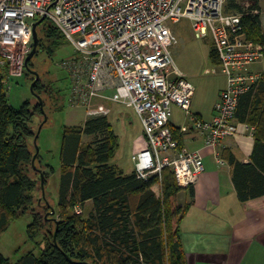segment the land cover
<instances>
[{
  "label": "trees",
  "instance_id": "trees-1",
  "mask_svg": "<svg viewBox=\"0 0 264 264\" xmlns=\"http://www.w3.org/2000/svg\"><path fill=\"white\" fill-rule=\"evenodd\" d=\"M229 1L227 13L246 12L236 0ZM257 7L258 0H253L251 9ZM243 25L248 37L264 44L259 15H245ZM38 32L36 56L43 51L53 56L52 46L65 36L49 19ZM211 59L220 62L214 46ZM33 67L32 59L23 72L32 81ZM8 74V66L0 63V239L12 220L32 211L28 234L36 249L14 262L0 251V264H186L181 222L191 203L179 204L183 188L170 169L164 170L162 180L146 179L113 164L119 136L106 115L89 118L83 126L65 127L59 203L51 213L52 206L42 198L39 169L45 174V186L53 170L45 168L40 153L33 162L34 117L43 110L38 99L34 105L27 100L20 107L10 102ZM55 83L41 76L34 87L45 109L48 102L55 108L64 105ZM236 116L256 126L254 163L231 157L239 196L247 201L264 195V80L241 97ZM173 131L181 142L178 130ZM84 137L90 138L87 144ZM157 182L162 186L160 196L153 190ZM89 201L93 203L89 216L75 212Z\"/></svg>",
  "mask_w": 264,
  "mask_h": 264
},
{
  "label": "built area",
  "instance_id": "built-area-1",
  "mask_svg": "<svg viewBox=\"0 0 264 264\" xmlns=\"http://www.w3.org/2000/svg\"><path fill=\"white\" fill-rule=\"evenodd\" d=\"M227 0H0V55L13 77L22 76L33 48V23L49 19L74 45L60 63L70 78L68 102L90 109L106 100L139 115L143 143L132 158L143 178L172 170L179 187L195 186L206 170L199 150L181 147L170 124L178 105L194 120L206 146L216 148L239 132L241 97L263 78L248 67L264 57V45L247 36L243 18L227 13ZM51 6V7H50ZM190 18L197 38L212 36L227 87L211 120L191 113L195 85L172 55L178 37L170 23ZM223 162V160H221Z\"/></svg>",
  "mask_w": 264,
  "mask_h": 264
},
{
  "label": "crops",
  "instance_id": "crops-1",
  "mask_svg": "<svg viewBox=\"0 0 264 264\" xmlns=\"http://www.w3.org/2000/svg\"><path fill=\"white\" fill-rule=\"evenodd\" d=\"M252 4L253 0H247L242 6L249 14L259 15L261 35L264 38V0H258L256 9H251ZM174 32L177 34L176 31ZM184 45H182L183 48ZM173 58L178 68L187 74L189 80L190 76H199L187 67L180 55L177 57L179 62L174 55ZM262 59L248 67V71L263 75V78L256 84L257 86L264 80V71L256 70L253 66ZM214 64L222 72L220 62ZM227 83L225 76L213 97L198 98L196 97L197 90H195L191 113L198 119L211 120L216 113V104L221 92L227 87ZM112 104L115 103L106 100L95 101L92 107L87 109V118L80 126H83L89 118L102 115L109 117ZM237 123L239 132L233 137L224 139L218 147L212 148L206 146L205 137L194 128L191 115L178 105L172 106L170 124L173 129L178 130L181 139V142L178 139L180 146L190 150H199L206 166L199 182L192 188L182 189L178 194L179 204L191 203L181 222L186 264H264V195L243 201L234 181V167L231 163V157L242 163H254L256 126L241 122L239 119ZM143 136L144 128L142 127V132L132 142L131 156L144 142ZM131 160V171L115 165L129 174L136 171L132 157ZM153 190L160 196L161 183H155ZM88 203H91L92 210V201Z\"/></svg>",
  "mask_w": 264,
  "mask_h": 264
},
{
  "label": "rangeland",
  "instance_id": "rangeland-1",
  "mask_svg": "<svg viewBox=\"0 0 264 264\" xmlns=\"http://www.w3.org/2000/svg\"><path fill=\"white\" fill-rule=\"evenodd\" d=\"M236 1L241 5L247 2V0ZM227 5H230L229 0H227ZM170 26L176 31L179 39L178 43L172 46L173 55L177 61L179 59L177 57L180 55L182 61L186 62L187 67L199 75L190 76V80L196 86V97H213L226 75L218 69V66L210 58V50L213 44L212 36L209 35L204 39L197 38L192 22L188 17H183L178 23H170ZM183 44H185L184 48ZM52 50L53 56H50L46 51L35 56L32 70L38 71L45 82H56L55 87L61 89L60 96L64 105L61 104L59 108H55L48 102L45 109L48 117L46 122H44L46 119L44 112L43 114L37 113L34 117L33 125L38 131L43 124L37 144L43 165L47 170H53L48 178L45 191H42V196L45 194L48 203L58 209L64 129L66 126L82 125L87 118V109L72 107L69 104L70 78L66 70L60 66L63 60L69 59L74 55L73 43L66 37H61L52 46ZM253 68L264 71V59L255 64ZM32 84L33 81L26 75L13 77L7 86L10 102L14 106L20 107L25 101L31 100L34 105L38 98L32 91ZM111 106L109 119L116 133L120 136V145L112 163L131 171L132 142L142 132V122L139 115L132 108H127L120 103H115ZM89 139V137H84V144H87ZM90 204L88 203L84 207L78 205L75 208V212L89 216L91 211ZM33 218L34 214L29 211L25 215L12 220L7 230L2 233L0 251L12 262L17 261L29 251L36 249V242L31 240L28 234V227L32 223Z\"/></svg>",
  "mask_w": 264,
  "mask_h": 264
},
{
  "label": "water",
  "instance_id": "water-1",
  "mask_svg": "<svg viewBox=\"0 0 264 264\" xmlns=\"http://www.w3.org/2000/svg\"><path fill=\"white\" fill-rule=\"evenodd\" d=\"M45 20H46V16H43L41 19H39V20H37V21H35L33 23V48H32L31 52L29 53V55L27 57V62H26V65L27 66H28L29 61L32 60L36 56V54H37L38 46H39V42H40L38 27ZM32 72L36 76L35 77V80L33 81V84H32V91L35 94V96L39 99L41 108H42V110H43V112L45 114V118H46L44 122H46V120H47L48 117H47V115L45 113L43 98H42L41 95H39L38 93H36V91L34 90V87H35L36 83L38 82V80L40 78V73L38 71H33V70H32ZM42 126H43V124H42ZM42 126H40V128L37 131V134L35 136V139H34L35 144H36V148H37L36 153H35V156H34V159H33V162L34 163H35L36 158H37V156L39 154V148H38L37 141H38L39 135L41 133ZM41 179H42V188H43V191H45V175L43 173H41ZM55 212H56V209H55V207L52 206L51 213L54 214Z\"/></svg>",
  "mask_w": 264,
  "mask_h": 264
},
{
  "label": "flooded vegetation",
  "instance_id": "flooded-vegetation-1",
  "mask_svg": "<svg viewBox=\"0 0 264 264\" xmlns=\"http://www.w3.org/2000/svg\"><path fill=\"white\" fill-rule=\"evenodd\" d=\"M40 78H41V75H40ZM40 78H39V80H40ZM38 80V81H39ZM39 100V99H38ZM40 103V102H39ZM39 172H40V175H41V173H43L44 174V172H43V170L42 169H39ZM45 175V174H44ZM42 191H43V188H42ZM44 193V192H43ZM42 198L46 201V203L49 205L50 203H48V200H47V198H46V196H45V194H44V196H42ZM57 228H58V225H57ZM55 237H56V234H55Z\"/></svg>",
  "mask_w": 264,
  "mask_h": 264
}]
</instances>
